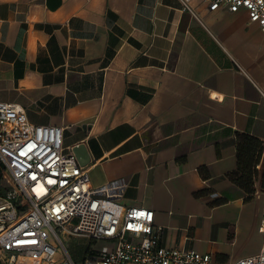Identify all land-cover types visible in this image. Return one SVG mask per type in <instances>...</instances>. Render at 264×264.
Wrapping results in <instances>:
<instances>
[{"label": "crops", "instance_id": "0c3cea01", "mask_svg": "<svg viewBox=\"0 0 264 264\" xmlns=\"http://www.w3.org/2000/svg\"><path fill=\"white\" fill-rule=\"evenodd\" d=\"M189 5L0 0V100L64 127L91 185L125 181L120 202L152 209L164 245L233 264L261 247L264 158L238 144L264 142V32Z\"/></svg>", "mask_w": 264, "mask_h": 264}, {"label": "built area", "instance_id": "2783aa9c", "mask_svg": "<svg viewBox=\"0 0 264 264\" xmlns=\"http://www.w3.org/2000/svg\"><path fill=\"white\" fill-rule=\"evenodd\" d=\"M182 1L191 10L190 0ZM206 2L209 10L244 9L264 32V0ZM63 131L34 124L23 107L0 100V163L15 183L0 195V264H77L61 234L105 241L100 250L88 246L81 264H213L209 253L164 245L152 209L120 202L125 181L92 186ZM260 235L259 251L233 264H264V205Z\"/></svg>", "mask_w": 264, "mask_h": 264}, {"label": "rangeland", "instance_id": "374dc122", "mask_svg": "<svg viewBox=\"0 0 264 264\" xmlns=\"http://www.w3.org/2000/svg\"><path fill=\"white\" fill-rule=\"evenodd\" d=\"M14 188L15 183L11 174L6 170L4 165L0 163V195H4ZM61 237L64 246L77 264H81L84 257L87 256V248L89 244L92 250H100L105 245L104 240L89 242V239L78 235L61 234ZM60 248L62 249L61 246ZM56 258L59 261L62 259V253L60 251H58Z\"/></svg>", "mask_w": 264, "mask_h": 264}, {"label": "trees", "instance_id": "16d2710c", "mask_svg": "<svg viewBox=\"0 0 264 264\" xmlns=\"http://www.w3.org/2000/svg\"><path fill=\"white\" fill-rule=\"evenodd\" d=\"M239 152L241 153L240 160H247V157L242 158L248 154V156H252V153L256 154V158L263 159L264 158V142L258 140L257 138L250 135H240L239 137Z\"/></svg>", "mask_w": 264, "mask_h": 264}, {"label": "water", "instance_id": "95a60500", "mask_svg": "<svg viewBox=\"0 0 264 264\" xmlns=\"http://www.w3.org/2000/svg\"><path fill=\"white\" fill-rule=\"evenodd\" d=\"M73 152L80 165H85L89 162V157L83 144H79L73 148Z\"/></svg>", "mask_w": 264, "mask_h": 264}]
</instances>
